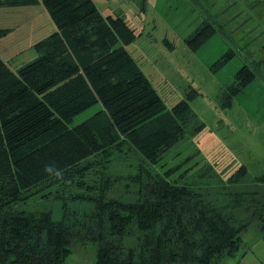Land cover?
<instances>
[{
  "label": "trees",
  "instance_id": "obj_1",
  "mask_svg": "<svg viewBox=\"0 0 264 264\" xmlns=\"http://www.w3.org/2000/svg\"><path fill=\"white\" fill-rule=\"evenodd\" d=\"M36 2L54 30L30 60L14 67L0 57V264H69L72 246L88 242L94 264H213L236 255L254 222L264 238V167L235 162L203 183L202 165H193L217 159L198 147L185 153L205 127L191 105L198 90L167 107L124 46L134 27L92 0L0 5ZM201 25L186 40L192 50L215 29ZM255 76L242 64L219 105L230 106ZM45 199L60 201L59 219L33 208Z\"/></svg>",
  "mask_w": 264,
  "mask_h": 264
},
{
  "label": "rangeland",
  "instance_id": "obj_2",
  "mask_svg": "<svg viewBox=\"0 0 264 264\" xmlns=\"http://www.w3.org/2000/svg\"><path fill=\"white\" fill-rule=\"evenodd\" d=\"M92 1L103 15L121 14L134 27L137 36L124 46L149 76L167 107L184 95V89L192 86L198 90L191 105L205 127L187 141V147L192 148L185 153L195 154L198 147L204 157L217 159L212 165L202 161L193 165H202L197 173L200 182H217V171L223 173L235 162L264 167V0ZM204 21H211L215 29L192 50L186 40ZM229 49L233 55L215 69L216 60ZM244 63L255 69L256 76L234 96L230 106L222 108L219 93L227 89ZM99 107L97 103L80 112L74 122ZM218 161L220 165L216 164ZM119 185L122 193L128 188L122 181ZM33 208L50 210L55 219L61 217L59 200L45 199ZM261 235L254 222L242 233L236 255L213 264H264ZM72 247L69 264H94L93 243Z\"/></svg>",
  "mask_w": 264,
  "mask_h": 264
},
{
  "label": "crops",
  "instance_id": "obj_3",
  "mask_svg": "<svg viewBox=\"0 0 264 264\" xmlns=\"http://www.w3.org/2000/svg\"><path fill=\"white\" fill-rule=\"evenodd\" d=\"M0 28L7 29L0 57L16 67L36 55L33 45L53 30V22L41 2L0 5Z\"/></svg>",
  "mask_w": 264,
  "mask_h": 264
}]
</instances>
